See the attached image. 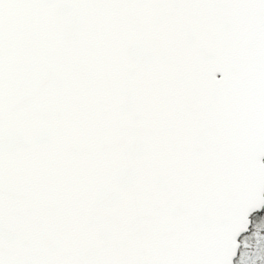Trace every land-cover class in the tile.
<instances>
[{
	"label": "snow or ice",
	"instance_id": "snow-or-ice-1",
	"mask_svg": "<svg viewBox=\"0 0 264 264\" xmlns=\"http://www.w3.org/2000/svg\"><path fill=\"white\" fill-rule=\"evenodd\" d=\"M0 264H264V0H0Z\"/></svg>",
	"mask_w": 264,
	"mask_h": 264
}]
</instances>
